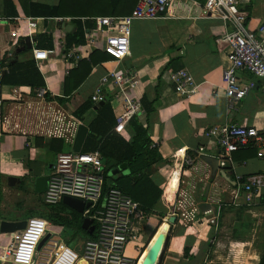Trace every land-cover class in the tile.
Wrapping results in <instances>:
<instances>
[{
  "label": "crops",
  "instance_id": "0c3cea01",
  "mask_svg": "<svg viewBox=\"0 0 264 264\" xmlns=\"http://www.w3.org/2000/svg\"><path fill=\"white\" fill-rule=\"evenodd\" d=\"M31 1L51 6H57L60 2ZM26 2L0 0V47L11 59L12 64L32 60L35 49L54 51L44 61V73L38 68L45 82L43 86L47 85L53 93L60 96L57 99L66 112L80 118L83 124L88 126L89 133V125L97 119L99 109L105 103H93L92 108L82 117L77 112L90 100L100 80L109 70L137 73L139 85L131 87L128 94L141 103L145 99L148 106L150 104V107L154 108L150 116L144 108V113L138 116V119L144 127H148L152 142L157 144L162 156V160L153 165L150 178L163 193L154 205V213H147L148 216L143 220L142 239L128 245V254L140 256L162 225L167 223V241L160 250L156 264H257L259 251L254 245L264 242V189L257 199V204L251 206L250 211L244 212L249 219L260 223L262 231L254 227L240 236L237 235L235 226L239 211L235 210L241 206L231 205V202L237 188V180L264 172V149L250 148L234 152L231 160L227 161V166L222 168V149L217 139L205 135L211 127L234 123L254 126L264 131V78H258L248 71H240L239 77L243 83H253L252 90L233 105H229L225 94L222 75L228 65L230 47L224 36L231 30L230 25L205 14V0H174L166 15L133 22L130 55L121 61H116L112 56V60L93 67L87 79L67 95L66 79L73 68H69L63 58L65 39L70 32L77 31L78 27L71 21L70 16H56L50 19L35 17L28 13L29 6ZM137 3L138 0H103L102 4L106 6L102 14L95 17L129 15ZM241 8L249 15V27L256 28L264 21V0H249L242 3ZM28 18L35 19L37 23L36 32L32 37L28 34ZM85 21L87 18L82 17V22ZM63 22L69 23L71 27L64 26ZM96 27L95 24L86 34ZM45 31L53 36V48L37 47L36 35ZM96 50L90 51L86 57ZM180 69H186L195 79L197 92L189 98L176 93L169 80V73ZM37 88L39 87L17 85L3 79V95L8 102L13 101L6 105L5 112L13 116L24 110L21 100L11 99L14 90L21 93L23 101L33 104ZM68 102L72 103L71 110L65 104ZM106 103L111 106L112 113L105 115V137L114 130L116 116L120 110L119 103L110 99ZM15 121L19 127L29 128L30 124L25 122L24 117ZM119 135L127 141H132L133 133L129 132V128ZM38 139H42L39 144ZM59 140L64 142V151H74V143H66L61 138L32 137L19 131H5L0 122V222L3 219L23 220L21 214L26 208V203L39 201L37 196L44 203L43 197L51 167L60 153L57 151ZM201 148L203 152L199 156ZM188 155L194 158L191 165L185 162ZM203 155L219 160L220 169L216 176L213 175L211 165L202 158ZM220 170H224L231 180L221 175ZM130 173L128 166L125 171L114 177L119 178ZM11 175L20 179L16 186L8 185V177ZM11 189L18 190V196H27L29 201L24 202L23 207L19 206L21 201H18L14 207L6 210L4 200L6 192ZM184 190L193 193L195 202L201 209L202 206L209 205V208L202 210H216L219 203L224 205L218 231L206 220L212 213L206 215L202 212L201 220L190 226H185L178 217L175 222H170V218L175 216L173 214L180 191ZM30 209L42 212L38 207ZM12 235L13 233L0 231V252L11 242ZM4 241L7 242L6 246L2 244ZM138 246L142 247L140 255Z\"/></svg>",
  "mask_w": 264,
  "mask_h": 264
},
{
  "label": "built area",
  "instance_id": "2783aa9c",
  "mask_svg": "<svg viewBox=\"0 0 264 264\" xmlns=\"http://www.w3.org/2000/svg\"><path fill=\"white\" fill-rule=\"evenodd\" d=\"M249 0H205L204 13L230 25L231 30L224 36L230 51L228 65L223 71L222 79L229 105L245 98L252 90L253 83H243L240 71H248L258 78H264V21L256 28L249 27V15L241 8ZM174 0H138L131 14L125 16H100L96 29L86 34V44L65 50L64 60L69 68L76 67L88 56L90 51L101 49L121 61L131 53V31L135 20L156 19L166 15ZM28 34L34 36L37 23L28 18ZM35 49L33 59L43 72L44 61L50 53ZM11 59L0 47V122L5 131H19L32 137L61 138L66 143H74L78 129L83 122L80 118L67 113L58 101L59 95L53 93L47 85L35 91L34 102L23 101L20 92L14 90L11 99L21 100L23 111L16 115L5 112L9 105L3 95V76L10 72ZM169 80L176 93L191 97L197 92L194 77L186 70L180 69L169 73ZM139 85L137 73H121L116 69L109 70L100 80L91 101L98 105L112 100L119 103L120 110L116 116L114 131L123 134L128 130L130 120L144 113L139 100L128 94L131 87ZM110 96L112 98H110ZM64 97V96H63ZM10 99V100H11ZM8 102V103H7ZM29 128L19 127L16 119L23 118ZM17 129V130H16ZM205 135L214 137L222 149L223 160L220 167H226L234 152L256 148L264 149V131L241 124H224L209 128ZM27 143V145H29ZM151 147H157L152 143ZM203 148L200 149L201 156ZM101 150L92 152L63 151L58 153L52 164L43 201L48 206L63 202L65 196H71L90 202L85 208L83 217L93 219L95 236L84 241L80 254L65 241L52 237L54 225L45 218L33 216L26 219L25 228L13 233L10 244L5 248L2 259L5 264H138L140 257L127 252L131 242L141 240L143 220L147 213L140 202L134 200L121 188L111 186L105 192L106 163ZM186 164L191 165L194 158L186 156ZM231 205L254 206L264 189V172L254 173L246 179L237 180ZM223 204L216 210H202L196 204L193 193L180 191L173 215L181 219L184 225H193L201 220L200 214L212 213L207 222L215 231L219 223ZM51 233L47 247L39 249L41 241ZM54 238V239H53ZM141 248L137 247L139 255Z\"/></svg>",
  "mask_w": 264,
  "mask_h": 264
},
{
  "label": "trees",
  "instance_id": "16d2710c",
  "mask_svg": "<svg viewBox=\"0 0 264 264\" xmlns=\"http://www.w3.org/2000/svg\"><path fill=\"white\" fill-rule=\"evenodd\" d=\"M27 1L26 5L29 6L27 10L29 14L35 17H44L45 19H50L56 16H70L71 21L77 25V31L70 32L65 39V50H69L74 46L85 45L86 32L88 29H93L95 27L96 21L92 18L102 14L104 4L103 0H60L57 6L46 5L42 3L32 2L31 0H21ZM116 6V5H115ZM82 17H86L87 21L82 22ZM37 47H54L53 36L48 31L37 34ZM46 42V44L44 43ZM112 56L108 53L97 49L87 58L82 59L79 64L73 68L69 76L66 79V94H70L74 89H77L90 75L93 67L98 64L112 60ZM11 71L9 74H5L3 79L8 82H14L17 85L26 84L31 87H40L45 84L44 79L38 70L36 62L34 59L27 61L25 63L10 64ZM143 107L145 111L150 116L153 112V107L143 100ZM93 102L90 100L86 101L79 109L77 114L82 117V115L91 109ZM111 106L109 103H105L104 106L100 107L99 115L97 119L92 122L90 127V133L87 136L83 152H90L93 150H101L106 164V177L104 184V191L106 192L109 187L116 186L121 188L125 193L130 195L134 200L140 202L141 207L145 213H154V205L158 202L163 191L157 187L150 178V172L153 165L156 162L162 160L157 147H151L152 139L149 133L148 127H144L138 116H134L129 123V132L133 133L132 141H127L114 130L110 132L105 137L103 133V126L106 120V116L111 115ZM106 115V116H105ZM100 136V138H98ZM42 139H38V144ZM60 146L57 149L58 152L64 151L62 144L64 142L59 140ZM122 163H127L131 173L129 175H121L119 178L109 175L111 168L116 167ZM24 182V181H23ZM2 200V190L0 189V201ZM65 204L62 202L56 206H52V212L49 214H44L39 212L38 216L43 217L50 221L53 225L59 226H72L74 228V236L77 237L78 233L81 235L82 240L69 239L67 244L78 251L80 254L83 252L84 241L88 238L94 237L95 232L90 234L87 230L82 227L83 215L81 214V220L77 218L79 212H75L76 223L73 225L72 220H70L68 215L64 214L63 209H65ZM59 208H62L61 210ZM238 208V207H237ZM251 206H241L236 209L237 212V225L235 226V232L237 235H242L248 230H252L256 227L259 231H262L260 223L255 222V219H249L244 212L250 211ZM78 214V216H77ZM245 215V216H244ZM37 216V215H36ZM163 216V215H161ZM2 216L0 215V218ZM33 217V216H32ZM85 237V238H83ZM260 238V237H258ZM82 241V243H79ZM256 248L259 251V260L257 264H264V242L257 243Z\"/></svg>",
  "mask_w": 264,
  "mask_h": 264
},
{
  "label": "water",
  "instance_id": "95a60500",
  "mask_svg": "<svg viewBox=\"0 0 264 264\" xmlns=\"http://www.w3.org/2000/svg\"><path fill=\"white\" fill-rule=\"evenodd\" d=\"M63 25L66 26V27H71V25L67 22H63ZM29 41V47H31V38L28 39ZM104 103H100V105H103ZM89 133V128L87 125L85 124H81L79 129H78V132H77V135H76V138H75V142H74V145H73V149L74 151L76 152H80L82 150V146L87 138V135ZM202 158L211 165L212 167V170H213V175L216 176L217 174V171L220 169L219 167V160L217 158H212V157H209L207 155H203ZM106 163V160L104 161ZM128 165L127 163H122L116 167H113L110 169L109 171V175L110 176H116L118 175L120 172H123L127 169ZM221 172V175H223L225 178H227L228 180H231L227 173L224 171V170H220ZM49 178V177H48ZM20 182V179H18L17 177L15 176H9L8 177V185L10 186H16L17 183ZM39 182V181H38ZM236 184V182H235ZM63 203L65 205H68L69 207L73 208L74 210H76L77 212L79 213H83L85 208H88L91 203L88 202V203H85L84 200L82 199H79V198H75V197H71V196H65L64 199H63ZM209 208V205H204L202 206V209H207ZM176 220V217L173 216L170 218V222L173 223L175 222ZM26 226V220H15V221H12V220H1L0 222V231L2 233H6V234H10V233H14L18 230H21L23 228H25ZM82 227L87 230L90 234H92L95 230V225L93 224V219L92 218H89V217H85L83 219V223H82ZM51 236V233H48L46 235V237L41 241L40 245H39V249L42 248V246L46 243V241L50 238ZM163 240V245H164V242L167 241V233L164 235V237H162ZM162 245V246H163ZM160 254V253H159ZM159 254H158V250H157V246L156 245H153V247L150 249L149 253L147 254L143 264H154V259L157 257V260H158V257H159ZM156 260V262H157Z\"/></svg>",
  "mask_w": 264,
  "mask_h": 264
},
{
  "label": "rangeland",
  "instance_id": "374dc122",
  "mask_svg": "<svg viewBox=\"0 0 264 264\" xmlns=\"http://www.w3.org/2000/svg\"><path fill=\"white\" fill-rule=\"evenodd\" d=\"M65 104H66L67 108H69L70 110H71V108H73L71 106V104H72L71 102L70 103L68 102V103H65ZM67 150H69V148ZM37 198L39 199V201H37V202H33V203L30 202V204L26 203V206H25L26 208H24L23 211H22L21 219L26 220L29 217L36 216V215L38 216L39 212H36V211H33L32 209H30V208H33V207L40 208L41 211L44 214H49V213L52 212V209H51L52 206H48L45 203H43L40 200L39 196H37ZM18 201H21L20 202L21 204L19 206L23 207L24 202L29 201V199H28L27 196H24V195L18 196V190L11 189V190L6 192V198L4 200V204H5L4 208L7 210L10 207H14L15 203H18ZM59 209L61 210L62 208H59ZM63 211H64L65 215L67 214L68 217H70L69 219L72 220V223L74 225L76 223V219H74L75 212H77V211L74 210L73 208L69 207L68 205L65 206V209H63ZM81 214L83 215V213H80L79 216L77 214V216H78L77 218L79 219V221L82 218ZM185 226H187V225H185ZM188 226H190V225H188ZM53 228L55 229L56 233L53 234L52 237H55V238H57L59 240H63L66 243H67V240H69V239H73V240L76 239V241H77V238H78L79 240H82V237H81V235H79V233H78L77 237L74 236L75 231H74V228L72 226H64V227H62V226H59V225H54ZM83 238H85V237H83ZM8 239L9 238H6V240H8ZM48 243H49V240L46 241V243L44 244L43 248L47 247ZM79 243H82V241H80ZM2 244L4 246H6L7 242L4 241V242H2ZM9 244H10V242H8L7 245H9ZM4 253H5V248L0 252V264H5L4 260L2 259V256H4Z\"/></svg>",
  "mask_w": 264,
  "mask_h": 264
},
{
  "label": "bare ground",
  "instance_id": "6f19581e",
  "mask_svg": "<svg viewBox=\"0 0 264 264\" xmlns=\"http://www.w3.org/2000/svg\"><path fill=\"white\" fill-rule=\"evenodd\" d=\"M169 229V225L167 223H164L162 225V227L159 229V231L157 232V234L154 236V238L151 240V242L149 243V245L147 246V248L145 249V251L140 255V260L138 264H143L147 254L149 253L150 249L153 247V245L157 246V250H158V254L160 253V250L162 249V245H163V238L164 235L167 233ZM165 243V242H164ZM156 260L157 257L154 259V264H156Z\"/></svg>",
  "mask_w": 264,
  "mask_h": 264
}]
</instances>
